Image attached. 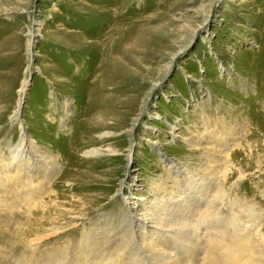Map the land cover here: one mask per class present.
Returning a JSON list of instances; mask_svg holds the SVG:
<instances>
[{
	"label": "rangeland",
	"instance_id": "374dc122",
	"mask_svg": "<svg viewBox=\"0 0 264 264\" xmlns=\"http://www.w3.org/2000/svg\"><path fill=\"white\" fill-rule=\"evenodd\" d=\"M23 132L54 172L0 166V264H154L201 179L178 250L264 264V0H0V157Z\"/></svg>",
	"mask_w": 264,
	"mask_h": 264
},
{
	"label": "bare ground",
	"instance_id": "6f19581e",
	"mask_svg": "<svg viewBox=\"0 0 264 264\" xmlns=\"http://www.w3.org/2000/svg\"><path fill=\"white\" fill-rule=\"evenodd\" d=\"M15 116H16L15 119L18 120V115H15ZM13 121H15V120L13 119ZM21 128H22V126H21ZM24 134H26V132L22 133V136H21V139H20L21 141L18 144L13 145L12 147L10 146V148H11V155L10 156L8 154L7 155L6 154H1L0 166L2 168L6 169L8 172H12L14 175H16V174H22L23 171L26 170V168H29L28 169L29 171L35 170L36 166L38 164V165H40L43 168V170L45 171L46 175H52V173L54 171H51L48 168V166L46 165V162L41 160L43 155L41 153L40 154L37 153L38 150L34 146L35 145V143H34L35 139L32 136H25ZM36 155H40L38 157V158H40L39 161L37 160V158H35ZM15 157L18 160L17 162H14V158ZM44 157L45 156H43V158ZM84 171L85 172H84V177H83L84 180H83V182H86L87 184L88 183L92 184L94 182L93 179H95L96 175L94 174L93 171H90L89 169L84 170ZM13 174H11V175H13ZM203 180L204 179H201L199 181V183L197 182V184H193L191 188H188L189 190L187 192H181V191H179V189H177L175 192L174 191H172V192L170 191L171 193L169 192V194L167 192V194H165V200L162 202V205L155 206L156 208H161V209H157L156 212L152 211V213L157 215L155 217L156 224H158L160 226L159 228H162L164 230H170V231H168V236L174 242V244H171V245H168L166 241L162 242V240H161V236H162L161 231H157L156 233H152V234L149 235V237L143 236V242L140 244L139 247L141 249H143V251L147 255L152 256V258L154 260V264H203V263L205 264L206 258L205 257H200L201 254H203L205 252V249L203 250V248H201L202 246L200 248H198V250H195L196 254H191V253H187L186 252L187 253L186 258L182 255V253L178 250L179 241H180L179 237H178L179 235H176L175 230H173V226L171 225V223H172L171 214L173 212H175V211H177V212L178 211H181V212L183 211L184 212V211L187 210L188 207H191V208L194 209V205L197 206L196 201L195 202L192 201L193 200V196L196 193V192H194V190L203 186ZM87 187H90V186H87ZM86 189H91V188H86ZM92 202L94 204H96V203H98V200L97 201L92 200ZM188 211L189 210H187L186 212H188ZM173 216L175 217L177 215L174 214ZM175 219H176V217H175ZM175 225H177V224H175ZM194 226H196V225H194ZM199 228H200V226H199ZM192 230H195V229L193 228ZM176 231H178V230L176 229ZM142 232H143V230H142ZM129 234L131 235V237H134V235H135L134 232H129ZM192 235L193 234H191V236L187 235L188 237H190V240L193 238ZM155 238H156V240H155ZM185 240H186V238H185ZM180 242L185 244L187 247L189 246V244H188L189 242H187V243H184L183 241H180ZM241 243H242V241H241ZM194 247H196V246H194ZM246 247L247 246L245 244L243 246H240V244H239L238 248L234 247V248H237L236 249L237 253L233 254V255H236L237 258L234 257V261L231 264H235V263L241 264L240 261H239V258H241L240 256H245L246 257L247 254L244 253V249H246ZM191 249L194 250L193 247ZM250 257L251 256L246 257L247 258V264H254L255 261L254 262L250 261V260H252L254 258V256L252 255L253 258L252 259H248ZM254 260H255V258H254ZM228 264H230V262ZM258 264H259V262H258Z\"/></svg>",
	"mask_w": 264,
	"mask_h": 264
}]
</instances>
